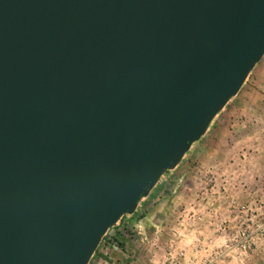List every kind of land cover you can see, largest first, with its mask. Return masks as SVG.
<instances>
[{"label":"water","instance_id":"obj_1","mask_svg":"<svg viewBox=\"0 0 264 264\" xmlns=\"http://www.w3.org/2000/svg\"><path fill=\"white\" fill-rule=\"evenodd\" d=\"M264 55V0H0V264H88Z\"/></svg>","mask_w":264,"mask_h":264},{"label":"rangeland","instance_id":"obj_2","mask_svg":"<svg viewBox=\"0 0 264 264\" xmlns=\"http://www.w3.org/2000/svg\"><path fill=\"white\" fill-rule=\"evenodd\" d=\"M88 264H264V55Z\"/></svg>","mask_w":264,"mask_h":264},{"label":"trees","instance_id":"obj_3","mask_svg":"<svg viewBox=\"0 0 264 264\" xmlns=\"http://www.w3.org/2000/svg\"><path fill=\"white\" fill-rule=\"evenodd\" d=\"M123 216H124V215H123ZM123 216H122V217H123ZM95 253H96V251H95Z\"/></svg>","mask_w":264,"mask_h":264}]
</instances>
